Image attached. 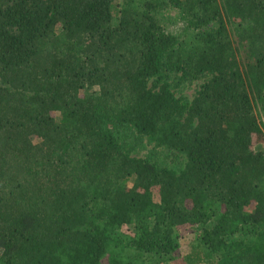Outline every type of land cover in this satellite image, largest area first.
I'll return each mask as SVG.
<instances>
[{
  "label": "trees",
  "instance_id": "trees-1",
  "mask_svg": "<svg viewBox=\"0 0 264 264\" xmlns=\"http://www.w3.org/2000/svg\"><path fill=\"white\" fill-rule=\"evenodd\" d=\"M262 141L264 0H0V264H264Z\"/></svg>",
  "mask_w": 264,
  "mask_h": 264
},
{
  "label": "rangeland",
  "instance_id": "rangeland-1",
  "mask_svg": "<svg viewBox=\"0 0 264 264\" xmlns=\"http://www.w3.org/2000/svg\"><path fill=\"white\" fill-rule=\"evenodd\" d=\"M170 31H176L179 30L178 26L169 27ZM202 81L195 82L190 86L185 87L181 91L177 92V96L180 94L184 96L186 99L191 100L195 94V91L198 89L199 85ZM256 115L260 121H262V117L260 116L261 112L258 109H256ZM55 114V113H54ZM52 114V115H54ZM54 117H58L57 114L54 115ZM34 142H37L36 139H34ZM151 148V146L146 144V147L139 150L138 156H142ZM255 148H257L258 151L264 153V141L255 144ZM251 209L249 207L245 208V211H250ZM199 234L198 230H192L190 227H182L179 228L177 235V243H178V250L174 254V258L171 262H168L166 264H185L184 259L185 256L190 252L191 247L195 245V241L197 238V235Z\"/></svg>",
  "mask_w": 264,
  "mask_h": 264
}]
</instances>
